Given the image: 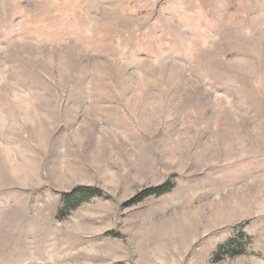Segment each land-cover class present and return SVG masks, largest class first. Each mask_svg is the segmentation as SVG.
Instances as JSON below:
<instances>
[{"label":"rangeland","instance_id":"374dc122","mask_svg":"<svg viewBox=\"0 0 264 264\" xmlns=\"http://www.w3.org/2000/svg\"><path fill=\"white\" fill-rule=\"evenodd\" d=\"M0 264H264V0H0Z\"/></svg>","mask_w":264,"mask_h":264},{"label":"trees","instance_id":"16d2710c","mask_svg":"<svg viewBox=\"0 0 264 264\" xmlns=\"http://www.w3.org/2000/svg\"><path fill=\"white\" fill-rule=\"evenodd\" d=\"M173 187L172 182L167 179L159 185L148 187L137 192L128 202L124 205H131L133 203L143 200L149 195L159 196L171 190ZM100 191L97 188L91 187H76L71 189L68 192L62 194L66 206H69L71 203L78 199L87 198L93 195L99 194Z\"/></svg>","mask_w":264,"mask_h":264}]
</instances>
